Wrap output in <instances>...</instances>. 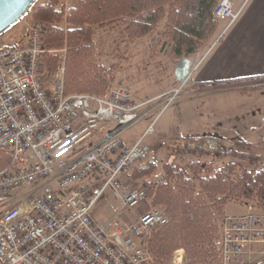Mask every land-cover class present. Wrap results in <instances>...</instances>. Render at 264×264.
<instances>
[{
  "label": "built area",
  "instance_id": "2783aa9c",
  "mask_svg": "<svg viewBox=\"0 0 264 264\" xmlns=\"http://www.w3.org/2000/svg\"><path fill=\"white\" fill-rule=\"evenodd\" d=\"M239 14L233 0L214 8L228 26ZM44 31L34 24L26 43L0 44V149L12 156L0 171V264H151L149 241L168 216L156 207L131 225L120 217L148 198L144 187L126 188L122 178L149 150L141 140L127 145L123 135L161 103L162 111L168 108L175 95L144 102L115 88L68 95L64 62L53 74L45 71ZM173 75L181 89L192 60L182 57ZM153 132L151 126L146 134ZM108 188L121 209L98 224L93 212ZM258 247H264V211L222 217L220 264H251L264 254Z\"/></svg>",
  "mask_w": 264,
  "mask_h": 264
},
{
  "label": "trees",
  "instance_id": "16d2710c",
  "mask_svg": "<svg viewBox=\"0 0 264 264\" xmlns=\"http://www.w3.org/2000/svg\"><path fill=\"white\" fill-rule=\"evenodd\" d=\"M218 1L71 0L68 5L65 0H45L36 7L33 20L45 27L44 45L48 51L66 49V94L102 95L113 78L110 70L97 62L96 28L120 21L128 39L135 40L151 35L165 20V29L152 46L166 45L173 61L192 58L193 71V57L218 26L214 15ZM58 59L59 55H45L49 71H55ZM263 86L264 75L199 83L195 91L212 93L235 87L242 89L241 96H251ZM252 145L237 140L224 152L234 160L215 168L213 163L200 160H188L185 166L173 159L163 164V172L151 183L147 194L152 205L161 206L168 216V222L157 226L149 241L155 264H175L173 254L180 249L184 251L181 264H219L220 219L225 206L229 202H252L264 211V164L249 169L242 163L258 164L260 158L251 151ZM219 150L223 151L222 147ZM11 163V154L0 149V171ZM155 170L156 163L150 161L130 175L139 180ZM139 206L142 211L148 207L144 203Z\"/></svg>",
  "mask_w": 264,
  "mask_h": 264
},
{
  "label": "rangeland",
  "instance_id": "374dc122",
  "mask_svg": "<svg viewBox=\"0 0 264 264\" xmlns=\"http://www.w3.org/2000/svg\"><path fill=\"white\" fill-rule=\"evenodd\" d=\"M44 1L37 0L19 21L0 36L2 46L22 44L34 24H41L34 23L33 13ZM65 2L71 4V0ZM219 23L218 20V25ZM165 25L163 20L151 35L135 40L128 39L120 21L103 28H96L94 33L97 62L108 68L111 79L113 78L104 93L112 88L127 90L138 102L175 95L168 108L162 111L166 102L161 103L123 135L125 142L141 140L149 150L147 160L138 163L133 170L140 165L149 164L150 161L156 163V170L139 180L134 179L130 175L134 171H130L126 184L130 185L129 188L144 187L148 194V189L152 187L151 184H147L148 181L155 182L159 178L158 173L163 172V164L172 159L183 166L188 160H200L213 163L214 168L219 167L224 162L234 160L224 152L230 150L237 140L252 143L251 151L260 158L256 166H251L248 161L242 162L243 165L249 169L261 167L264 164V123H261L264 106H260V101L256 97L241 96L240 88L195 93L188 81L179 89L180 85L172 72L175 61L168 56L167 46L161 43L152 46L161 36ZM214 32L213 36H210L211 40L208 39L209 42L214 40L217 34ZM44 49L41 60L47 74H53L55 71L48 70L45 55H59L56 69L61 61L65 66L66 49L48 51L45 45ZM177 89L179 91L176 92ZM151 126L154 132L146 134ZM190 135H196V138H188ZM98 137L94 136L90 141ZM221 147L223 151L219 150ZM209 149H211L210 153ZM143 203L148 205L143 213L156 207L164 210L161 206L152 205L149 196L140 204ZM138 205L124 209L120 217L124 219L134 213ZM120 209L121 201L117 193L108 188L94 210V217L98 224H102ZM257 211L263 210H259L252 202H229L225 206L223 216ZM259 250L264 251V247ZM177 251L173 254V262L181 264L184 251L180 253V257H177ZM181 257L182 259H179ZM151 264H155L153 257ZM251 264H264V254L255 255Z\"/></svg>",
  "mask_w": 264,
  "mask_h": 264
},
{
  "label": "crops",
  "instance_id": "0c3cea01",
  "mask_svg": "<svg viewBox=\"0 0 264 264\" xmlns=\"http://www.w3.org/2000/svg\"><path fill=\"white\" fill-rule=\"evenodd\" d=\"M233 2L236 9L240 10L237 20L230 26L226 21H220L214 40L209 42L210 38L206 41L203 48L193 57L196 66L189 82L195 93H197L195 86L199 83L264 75V0ZM26 41L27 36L23 43ZM178 61L173 64L172 72ZM249 97H256L260 101V106H264V86ZM261 116V123H264V115ZM133 142L126 144L131 145ZM133 169L134 167L131 171ZM128 175L129 173L122 180L129 188L130 185L126 184ZM137 207V211L127 215L125 220L122 219L125 223L132 224L138 220L143 211L139 205Z\"/></svg>",
  "mask_w": 264,
  "mask_h": 264
},
{
  "label": "water",
  "instance_id": "95a60500",
  "mask_svg": "<svg viewBox=\"0 0 264 264\" xmlns=\"http://www.w3.org/2000/svg\"><path fill=\"white\" fill-rule=\"evenodd\" d=\"M37 0H0V36L19 21Z\"/></svg>",
  "mask_w": 264,
  "mask_h": 264
}]
</instances>
